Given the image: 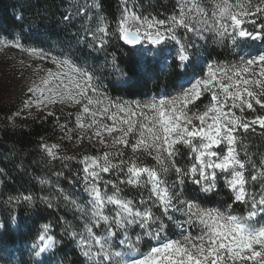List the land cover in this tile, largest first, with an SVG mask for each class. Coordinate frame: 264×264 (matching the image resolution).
I'll use <instances>...</instances> for the list:
<instances>
[{
	"label": "snow or ice",
	"instance_id": "1",
	"mask_svg": "<svg viewBox=\"0 0 264 264\" xmlns=\"http://www.w3.org/2000/svg\"><path fill=\"white\" fill-rule=\"evenodd\" d=\"M89 7L79 9L78 15H86ZM63 19L69 21L71 15ZM7 35L6 46L50 59L56 67L27 88L25 107L78 105L79 127H95L94 136L102 144L107 134L114 146L131 152L128 159L123 158L124 151L117 152L122 158L115 163L108 152L85 156L80 162L87 200L82 204L67 195L64 200L79 213L82 230L68 226L57 237L51 223H39L35 216L31 227L17 223L16 235L25 244L31 241L28 248L18 249L20 264H51L50 257L66 243L74 244L87 264H264V161L249 177L237 150L240 132L259 126L264 133V115L243 117L245 109L256 111L254 104L264 108V100L249 89L253 84L264 88V47L257 46V42L264 46V0L256 4L214 0L210 15L197 0H177L174 12L164 19L141 16L125 0L114 28L110 30L99 15L86 36L74 34L75 40L57 56L24 48L22 33ZM209 37L214 44L236 50L238 59L222 63L212 60L206 49L202 54L196 41L207 43ZM113 39L126 49L119 61L115 52L107 51L115 47ZM101 52L105 53L102 64ZM89 57L94 63H88ZM117 74L123 79L108 80L113 90L165 75L179 91L143 100L114 99L105 79ZM200 97H208L209 103L203 111H191L189 106ZM178 145L187 149L188 163L183 166L176 159L182 155ZM41 147L48 157L57 158V145ZM139 154L152 158L155 165L140 166ZM108 174L114 179H105ZM249 179L253 184L261 181L258 194L248 190ZM121 185L144 189L148 195L138 201L124 198ZM220 188L228 193L223 209L200 202L201 194L216 195ZM22 201L31 204L33 198L8 197L10 204L19 206ZM237 204L244 206L243 214H234ZM8 231L7 223L0 225V237ZM25 251L30 252L27 261Z\"/></svg>",
	"mask_w": 264,
	"mask_h": 264
},
{
	"label": "trees",
	"instance_id": "2",
	"mask_svg": "<svg viewBox=\"0 0 264 264\" xmlns=\"http://www.w3.org/2000/svg\"><path fill=\"white\" fill-rule=\"evenodd\" d=\"M70 2L71 0H0V29H3V33L7 31L23 33L24 29H28L30 36L34 37L39 45L41 44L39 42L45 39L52 43L62 41L69 43L68 38L73 30L63 17ZM96 2L107 23L113 27L121 15L119 0H96ZM136 3L141 15H155L159 19H164L173 13L177 6V0H136ZM121 43L113 39L112 44L115 47H109L107 50L108 53L115 52L118 61L126 54V49L120 47ZM203 49L211 53L212 60H220L225 53L224 50L208 42L202 45V54H206L203 53ZM109 89L112 95L132 99L172 87L167 77L160 75L130 88L124 86L121 90H113L110 86ZM208 103V97H200L190 105L191 111H203ZM61 125L66 127L62 129ZM76 129L74 114L65 110L55 109L41 117H34L17 112L15 105L0 104V225L7 223L11 230L0 237V247L3 248L0 257L11 256L13 251L20 253L18 249L28 248V244L31 243V241L23 243L16 235V226L12 225L13 220L10 216L16 217V225L24 221L31 227L34 216L39 223H51L57 237L63 235L64 228L68 226H71L69 230H82L79 213L72 205L65 202L64 196L67 195L82 204L86 202L87 196L80 182L83 173V165L80 162L85 156H102L105 151L92 145L85 138L81 139ZM238 135L242 143L237 145V150L240 152V158L246 161V174L250 177L255 171L254 168L264 161V133L257 126L255 131L240 132ZM73 141L78 142L80 148L78 151L73 150ZM42 145H57L58 147L54 149L57 158L48 157ZM177 147L182 153L176 158L180 163L187 156L184 155L183 146ZM120 151L125 152L124 159L131 156L130 149H123L120 146L117 152ZM139 155L138 164L152 166L150 157ZM110 158L115 163L122 157L113 154ZM61 172L63 175H57ZM104 178L114 179L112 174ZM41 179L50 183L41 184L39 182ZM250 184L253 183L249 179L248 186ZM120 187L121 195L127 199L138 201L141 195L145 197L148 195L144 189L128 185ZM101 189L103 191L102 184ZM112 191L109 187L108 192ZM18 195H31L33 201L31 204L22 201L19 206L8 203L9 196ZM200 202L202 204L221 202L225 206L228 202V193L220 188L216 195L207 194L205 197L201 194ZM238 205H235L234 209L242 211ZM26 253L27 251L24 252ZM53 258L59 259L62 264H87L79 249L67 243L63 249L51 256L50 260Z\"/></svg>",
	"mask_w": 264,
	"mask_h": 264
},
{
	"label": "rangeland",
	"instance_id": "3",
	"mask_svg": "<svg viewBox=\"0 0 264 264\" xmlns=\"http://www.w3.org/2000/svg\"><path fill=\"white\" fill-rule=\"evenodd\" d=\"M198 3H200L205 9L209 12V15L211 14L212 10V4L214 0H197ZM235 2V0H233ZM253 4L259 3V0H252ZM85 5H90L87 9V14L84 15L83 17L78 15L79 9L84 7ZM119 5H120V10L125 6V0H119ZM127 6L129 9H133L136 13L141 15V10L138 7L136 0H127ZM66 15H71V19L68 22V26L70 27L71 30H73V33L70 34L68 40H75V35L76 33H79L80 36H86V30L89 27H94L96 25L97 19L99 15L103 14L100 12L99 6L96 2V0H71L67 13ZM121 16V15H120ZM119 16V18H120ZM144 16V15H141ZM90 17H92L90 19ZM118 18V19H119ZM107 23V21L105 20ZM115 24L113 27L110 25V30L111 28H114ZM10 31H7V33H2L0 34V104H7V105H15L16 110L19 113H22L23 115H29V116H34V117H41L44 114L53 111L55 109H61L65 110L69 113L74 114L75 118L76 115L79 111L78 105L75 104H56V105H51L47 108L44 107H36L33 105L32 107H25V102L29 99L28 93H27V88L35 81L38 82L39 79L44 76L47 72L48 69H51L52 71H56L55 65L51 63L50 59H44L41 60L37 56H34L27 51H22L20 49L11 47V46H6L8 42V33ZM29 30L24 29L23 34L22 33V39H23V46L24 48H35L37 50H42L45 54H50L52 56H57L59 53L62 51V48L64 45L67 43L62 41V42H57V43H52L51 41L48 40H43L40 41V45L37 43L36 39L29 34ZM11 33H14L16 36H21V32L18 31H13ZM182 34V30H181ZM207 42L210 44H213L217 46L219 49L224 50L225 53L222 54V58L218 61L222 63H227L229 61H235L238 59V57L235 56V51L236 50H229L224 47H222L219 44H214L211 37L207 39ZM196 43L200 46L205 44V41L203 40H197ZM207 44V43H206ZM257 46L264 47L257 42ZM79 47H84L83 44L79 45ZM104 55L105 53L101 52L99 54L100 60L98 61L99 63L104 62ZM108 60H111V57L108 56ZM88 63L92 64L94 63L93 58L89 57L88 58ZM123 79L122 77L117 75L109 76L105 79V85H108V80H116L119 81ZM110 86H107V92L108 95L113 97L114 99L117 97H120L125 100H133V99H140L143 100L145 98H150L152 96H159L161 94L164 95H173L176 92L179 91V88H172V89H166V90H160L156 91L153 93L146 94L143 97H136V98H126L121 95H112L110 92ZM249 89L253 91L261 100H264V88L257 87L256 85H250ZM194 102V101H193ZM190 107V106H189ZM254 107L256 108V111H249L245 109L243 116L246 118H255L260 115H264V108H260L259 106H256L254 104ZM191 109V107H190ZM233 111L236 112L237 115H241L240 111L238 109H233ZM191 114V113H190ZM103 123L106 124H111V121L109 120H102ZM84 123L87 124L89 123L88 119L84 120ZM96 131V128L93 127L91 129L84 127L81 128L77 125L76 132L78 133L79 136L85 138L87 141H89L92 145L103 149L105 152H108L110 154H116L119 145L114 146L113 145V137L109 136L107 134L104 135V140L105 143L102 144L99 140V138H96L94 136V133ZM92 137V139H88V137ZM72 147L73 150L78 151L79 145L77 141L72 142ZM187 149L184 150L186 153ZM152 160V166L155 165V161L151 158ZM188 163V157L184 158L182 162L178 163L181 166L185 165ZM144 166V165H140ZM149 166V165H147ZM151 167V166H150ZM261 169V164L256 166L254 168L255 171ZM171 178L174 179V174H171ZM80 182H81V187L84 192V189L88 187V185L84 182V173L81 174L80 177ZM171 182V180L169 181ZM260 183L261 181H257L254 184H250L248 186V190L251 191H256L257 194L260 191ZM111 194V193H109ZM204 206H210V207H218L223 209L225 206L221 202L215 203V204H203ZM239 208L242 210H235L234 209V214H243L244 213V206L238 205ZM12 225L15 227L16 226V221H12ZM193 235H195V231L193 230ZM29 243L28 245H30ZM74 245V244H72ZM142 251H147V249H142ZM30 257V252L27 251L26 254L23 255L24 260H29ZM21 260V254L17 253L16 251H13V254L11 256H2L0 258V264H20ZM51 264H62L59 259L53 258L51 260Z\"/></svg>",
	"mask_w": 264,
	"mask_h": 264
}]
</instances>
